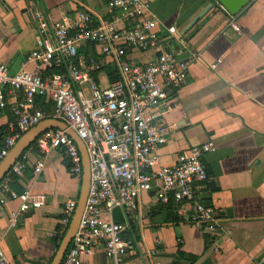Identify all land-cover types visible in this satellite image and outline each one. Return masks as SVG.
Here are the masks:
<instances>
[{
	"label": "crops",
	"instance_id": "1",
	"mask_svg": "<svg viewBox=\"0 0 264 264\" xmlns=\"http://www.w3.org/2000/svg\"><path fill=\"white\" fill-rule=\"evenodd\" d=\"M211 2L151 0V8L164 26L167 38L163 47L180 48L166 32L167 26H175L198 55L165 115L170 131L168 142L159 150L161 162L173 164L178 154L189 148L215 142L216 150L203 159L209 179L196 185V201L214 208L221 231L204 232L191 222L189 208L182 212L175 202L163 204L157 186L140 196L135 212H113V219L124 224V238L134 244V250L119 264H264V0H251L236 15L214 4L190 26ZM107 3L0 0V62L13 74L24 67L35 69V64L25 65L27 55L36 47L34 11L48 19H59L86 10L98 23L116 14L109 11ZM232 21L241 26L242 34L231 28ZM130 55L146 63L156 54L133 51ZM2 97L6 105H0L1 146L10 133V124L17 119L14 101L23 94L5 86ZM37 106L53 112L45 99H38ZM24 155L25 160L23 155L19 158L24 164L21 174H14L22 193L12 188L10 172L0 183V260L50 264L70 226L63 223L65 203L71 198L79 200L82 181L71 174L62 149L45 155L34 143ZM39 161L45 162V169L36 174ZM5 181L8 192L2 189ZM26 191L44 194L46 203L29 210L13 225L11 215L18 212L19 195ZM216 242L220 252L214 249ZM82 264L114 262L100 246L83 256Z\"/></svg>",
	"mask_w": 264,
	"mask_h": 264
},
{
	"label": "built area",
	"instance_id": "2",
	"mask_svg": "<svg viewBox=\"0 0 264 264\" xmlns=\"http://www.w3.org/2000/svg\"><path fill=\"white\" fill-rule=\"evenodd\" d=\"M107 7L115 16L98 23L86 10L59 19L34 11L36 47L27 55L25 65L35 64V69L24 67L13 74L0 62L1 107L6 105L2 87L23 94L14 101L17 119L10 124L5 144L0 145V163L27 130L46 119L64 122L75 132L89 159L90 185L84 212L62 264H82L83 256L100 246L114 264H119L134 250V244L124 238V224L113 219V212H135L140 196L157 186L163 204L175 202L182 212L189 208L191 222L204 232L221 231L214 208L196 201V185L209 179L203 159L216 150L215 142L195 145L169 165L162 164L159 153L169 140L165 115L198 55L175 26H167L166 32L180 48L163 47L167 37L162 22L152 12L151 0H108ZM230 26L242 34L235 21ZM133 51H153L156 55L143 63L131 57ZM181 54L187 57L181 58ZM111 62L118 71L117 79L96 74ZM53 68L63 72L46 73ZM38 99L52 104L53 112L38 107ZM35 143L45 155L62 149L71 174L82 181L83 157L75 138L65 130L49 129ZM23 167L17 161L10 174H21ZM44 169L45 162L39 161L34 170L40 174ZM2 189L9 191L7 181ZM12 196L18 198L14 192ZM19 198V210L11 215L13 225L26 212L46 203L44 194L30 191ZM77 205L78 198L65 203L63 223L67 227ZM214 249L220 252L217 242ZM0 264L9 263L0 260Z\"/></svg>",
	"mask_w": 264,
	"mask_h": 264
},
{
	"label": "water",
	"instance_id": "3",
	"mask_svg": "<svg viewBox=\"0 0 264 264\" xmlns=\"http://www.w3.org/2000/svg\"><path fill=\"white\" fill-rule=\"evenodd\" d=\"M207 8H205L197 18L191 23L192 26L200 17H202L214 4H218L227 10L231 15L238 14L244 7L249 4L251 0H212ZM189 28V27H188ZM187 28V29H188ZM49 129H62L65 130L70 136L75 138L79 145L82 157H83V178L82 186L79 195L78 205L75 210L72 222L69 226L68 232L62 240L54 258L50 264H62L65 255L70 247L71 241L78 229L82 214L84 212L89 185H90V167L89 159L85 150V146L81 139L64 123L56 119H46L40 122L37 126L27 130L17 144L11 149L10 153L0 163V183L11 171L13 165L19 160V158L29 149L37 140L38 136Z\"/></svg>",
	"mask_w": 264,
	"mask_h": 264
},
{
	"label": "trees",
	"instance_id": "4",
	"mask_svg": "<svg viewBox=\"0 0 264 264\" xmlns=\"http://www.w3.org/2000/svg\"><path fill=\"white\" fill-rule=\"evenodd\" d=\"M60 72H63V69L53 68V69H50V70H47L46 71L47 74H50V73H60ZM100 73H105L106 76H108L111 81H113V80H115V79H117L119 77L118 71H117L114 63H112V62L109 63L107 66H105L102 70H100V72L98 71V73H96V74H100ZM10 180H11V186H12V188L17 189L18 193H22L23 190L19 186L18 176L12 174L10 176ZM171 207H169V208L171 209ZM179 256L180 257H183V253L180 252L179 253Z\"/></svg>",
	"mask_w": 264,
	"mask_h": 264
},
{
	"label": "rangeland",
	"instance_id": "5",
	"mask_svg": "<svg viewBox=\"0 0 264 264\" xmlns=\"http://www.w3.org/2000/svg\"><path fill=\"white\" fill-rule=\"evenodd\" d=\"M102 77H104V74H102Z\"/></svg>",
	"mask_w": 264,
	"mask_h": 264
}]
</instances>
